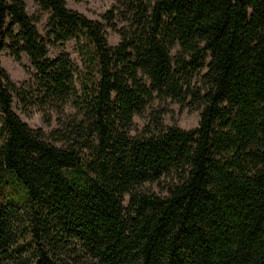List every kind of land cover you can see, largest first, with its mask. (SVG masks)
<instances>
[{
	"label": "trees",
	"instance_id": "obj_1",
	"mask_svg": "<svg viewBox=\"0 0 264 264\" xmlns=\"http://www.w3.org/2000/svg\"><path fill=\"white\" fill-rule=\"evenodd\" d=\"M30 2L0 0V53L33 70L0 66V264H264V0ZM68 41L77 63L48 57Z\"/></svg>",
	"mask_w": 264,
	"mask_h": 264
},
{
	"label": "rangeland",
	"instance_id": "obj_2",
	"mask_svg": "<svg viewBox=\"0 0 264 264\" xmlns=\"http://www.w3.org/2000/svg\"><path fill=\"white\" fill-rule=\"evenodd\" d=\"M23 1L27 15L33 16L36 11L35 7L30 0ZM65 3L67 8L81 13L86 18L93 21H101V16L110 8L113 4V0H65ZM36 29L41 36L44 35V17L38 24H36ZM105 37L110 46L115 45L118 41L116 34L110 29H105ZM61 52L66 53L73 63H77V57L72 41L49 47L48 57L52 58ZM0 66L16 86L27 83L33 72L25 55L20 56L19 62H15L6 51L0 53ZM192 82L199 85V77L195 76ZM12 101L13 111L28 127L40 128L44 133L49 132L50 129L55 127L54 117L51 118L50 124H46L39 112L30 110V114L27 116L21 110V107L14 96ZM167 104L169 112L163 116L164 125L168 126L171 122H174V124L182 130H190L197 126L199 110L183 109L180 111L178 105L169 102H167ZM133 123L135 128L139 129L143 123V119L134 118ZM153 191L158 193L156 188H153Z\"/></svg>",
	"mask_w": 264,
	"mask_h": 264
}]
</instances>
